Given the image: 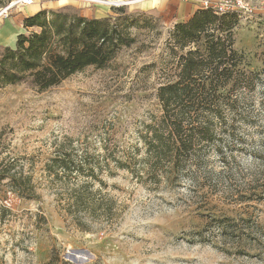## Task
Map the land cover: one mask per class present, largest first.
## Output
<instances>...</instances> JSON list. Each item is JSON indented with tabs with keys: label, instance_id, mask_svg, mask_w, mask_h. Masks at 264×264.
I'll use <instances>...</instances> for the list:
<instances>
[{
	"label": "rangeland",
	"instance_id": "1",
	"mask_svg": "<svg viewBox=\"0 0 264 264\" xmlns=\"http://www.w3.org/2000/svg\"><path fill=\"white\" fill-rule=\"evenodd\" d=\"M204 1L36 0L0 19V56L15 48L20 34L32 32L17 17L29 9L113 19L135 40L106 69L90 67L45 92L29 84L0 87L4 156L33 174L38 194L24 200L0 187V264H264L261 3L234 31L242 68L253 74L229 86L240 99L239 113L214 119V140H196L181 154L177 174L143 167V136L162 114L158 90L181 71L172 32ZM68 139L79 156L99 157L106 186L97 183L95 189L112 202V217L67 214L68 193L52 184L45 166ZM111 155L129 170L118 169ZM105 160L114 175H108Z\"/></svg>",
	"mask_w": 264,
	"mask_h": 264
},
{
	"label": "trees",
	"instance_id": "2",
	"mask_svg": "<svg viewBox=\"0 0 264 264\" xmlns=\"http://www.w3.org/2000/svg\"><path fill=\"white\" fill-rule=\"evenodd\" d=\"M12 1L0 0V10ZM239 19L236 12L217 14L212 8L201 7L187 22L175 25L171 47L181 60V71L175 81L158 90L162 114L147 126L143 136L146 156L142 162L148 172L166 168L177 174L183 167L181 154L192 150L196 140H214V119L226 120L239 113L240 99L231 95L229 86L253 75L242 68V57L234 48ZM112 20L50 9L25 18L23 27L32 32L20 34L15 48H6L0 56V87L29 84L45 92L90 67L106 69L123 47L135 42L127 27ZM4 154L0 138V187L21 199L36 200L33 174L19 169L16 160ZM111 158L118 169L129 170L122 160ZM104 164H108V175H114L107 160ZM100 165L96 155L89 160L79 156L71 139L62 143L46 164L52 184L68 193V215L112 217V202L103 199L102 189H95L97 183L106 186Z\"/></svg>",
	"mask_w": 264,
	"mask_h": 264
},
{
	"label": "built area",
	"instance_id": "3",
	"mask_svg": "<svg viewBox=\"0 0 264 264\" xmlns=\"http://www.w3.org/2000/svg\"><path fill=\"white\" fill-rule=\"evenodd\" d=\"M36 0H14L5 8L0 10V19H6L14 8H28L35 4ZM204 1V8H212L217 14H225L228 12H236L240 19L251 17L255 11V5L261 3L264 7V0H226L223 4L209 3Z\"/></svg>",
	"mask_w": 264,
	"mask_h": 264
},
{
	"label": "crops",
	"instance_id": "4",
	"mask_svg": "<svg viewBox=\"0 0 264 264\" xmlns=\"http://www.w3.org/2000/svg\"><path fill=\"white\" fill-rule=\"evenodd\" d=\"M39 11H40L39 9H38V10H36V9H29V10H28L27 12H25L24 14H19V13H22L21 11H19V12H17V13H18V16H17V17H21V18L23 19V21H24L25 18L30 17V16H33V15H35L36 13H38ZM196 11H197V10H195L194 13H195ZM194 13H193V14H194ZM193 14H192V16H193ZM192 16H191V17H192ZM191 17H190V18H191ZM190 18H189V19H190ZM189 19H188V20H189ZM9 29H10V28H8L7 26H5V27H4V30H5L4 32L9 31Z\"/></svg>",
	"mask_w": 264,
	"mask_h": 264
},
{
	"label": "water",
	"instance_id": "5",
	"mask_svg": "<svg viewBox=\"0 0 264 264\" xmlns=\"http://www.w3.org/2000/svg\"><path fill=\"white\" fill-rule=\"evenodd\" d=\"M93 1H97V0H93ZM111 4H126V3H122V2H111Z\"/></svg>",
	"mask_w": 264,
	"mask_h": 264
},
{
	"label": "bare ground",
	"instance_id": "6",
	"mask_svg": "<svg viewBox=\"0 0 264 264\" xmlns=\"http://www.w3.org/2000/svg\"><path fill=\"white\" fill-rule=\"evenodd\" d=\"M101 3H105L106 5L109 3V2H101ZM111 3V2H110Z\"/></svg>",
	"mask_w": 264,
	"mask_h": 264
}]
</instances>
